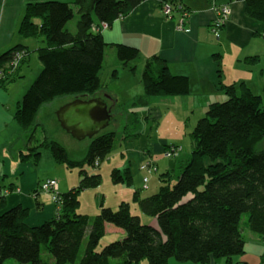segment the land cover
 <instances>
[{"label": "trees", "instance_id": "1", "mask_svg": "<svg viewBox=\"0 0 264 264\" xmlns=\"http://www.w3.org/2000/svg\"><path fill=\"white\" fill-rule=\"evenodd\" d=\"M143 1L47 0L27 4L19 32L41 39L37 52L42 70L15 112L29 148L23 155L38 163L41 149L49 148L56 163L79 169L80 182L60 193L61 204L56 205L53 218L35 226L26 222L29 209L5 207L8 190L0 188V264H113V259H118V264H173L172 258L203 264L226 258L228 264H247L233 261L245 252L241 226L245 215L248 227L264 237V149L256 148L264 141V91L258 94L247 85L241 92L233 84L224 87L227 99L211 103L191 132V153L180 158L175 167L179 165L180 174L175 177L170 169L162 171L161 186L152 195L143 197L140 190L135 191L134 203L151 218L149 223L142 221L140 213L134 214L127 201L116 209L101 202L93 217L79 211L81 194L102 183V175L87 166H101L114 150L116 131L105 129L94 136L81 159L72 158L58 141L37 135V117L45 104L70 95L92 98L103 89L101 71L107 46L116 47L124 67L136 70L133 63L140 57V49L108 43L102 27L127 16ZM242 1L248 16L264 24V0ZM75 17L76 30H72L69 22ZM18 53L20 60L16 59ZM31 53L28 47L17 45L0 55V68L6 74L0 86L18 77ZM259 60V56L248 58V62ZM112 76L118 77L117 69ZM142 81L145 92L131 101L132 105H147L154 95L190 91V79L173 74L158 55L147 60ZM137 116L125 126V132L134 129ZM130 136L124 134V139ZM111 176L115 183H131L133 178L129 169L122 173L114 168ZM109 231L123 237L99 251L100 241ZM44 247L50 258L43 256Z\"/></svg>", "mask_w": 264, "mask_h": 264}, {"label": "crops", "instance_id": "2", "mask_svg": "<svg viewBox=\"0 0 264 264\" xmlns=\"http://www.w3.org/2000/svg\"><path fill=\"white\" fill-rule=\"evenodd\" d=\"M36 1L47 0H0V55L17 45L28 47L32 51L29 56V66L22 67L15 80L0 86V188L8 190L6 208L21 205L29 209L26 222L30 226L42 224L53 218L58 211L53 194L39 190L42 182L47 179H57L61 194L80 182L70 186V184L62 183L56 176L44 177L39 169V162L35 163L33 159H27L23 155V152L27 153L29 148L15 112L23 96L42 70L41 64L39 73L31 82L26 83L23 80L31 66L32 56L34 53L38 54L37 50L42 45V41L40 38L22 36L19 26L27 4ZM170 1L173 0H144L130 14L103 29L108 43L136 46L140 49V57L133 63L136 65L135 71H130L119 62L117 51L112 65L105 67L106 60H104L101 71L104 87L95 97L105 100L111 112L115 109L123 110L129 122L138 115L136 128L142 129V117L147 112L138 111L129 103L144 94L142 73L147 60L155 55L167 62L173 74L184 75L190 79L189 93L183 97L180 96L186 113H206L211 103L226 99L224 87L232 84L236 86L238 92H241L244 85L253 91H264V24L248 16L244 1L174 0L181 2L189 12L185 22L186 29H179L177 26L181 13L175 12L172 18H166L164 15L162 5ZM219 5H228L230 13L218 38L212 31V24L218 17L216 6ZM253 56H259L261 60L249 61V63L248 58ZM115 69L118 71L117 78L112 76ZM104 71L107 73L103 76ZM134 76L138 77L140 82L142 81L137 87ZM124 83L127 84L124 85ZM63 99L64 97L56 101L62 102ZM83 99L87 98L83 97ZM176 100L180 101L179 97ZM149 101L146 111L159 107L156 103L152 107ZM66 103L62 102L60 106ZM127 108L132 111V114L131 112L126 114ZM56 111L52 112V118H57ZM57 121L60 126L58 127L67 132L62 128L58 118ZM44 126V129H47V124ZM22 137L24 140L17 144V139ZM161 141L164 146L177 145V143L167 144L164 138ZM149 147L147 153L153 156V148ZM155 148L159 151V147ZM164 149L162 147L161 152ZM176 166L165 170L174 169ZM99 209L100 204L97 203V213ZM82 213L87 214V212Z\"/></svg>", "mask_w": 264, "mask_h": 264}, {"label": "rangeland", "instance_id": "3", "mask_svg": "<svg viewBox=\"0 0 264 264\" xmlns=\"http://www.w3.org/2000/svg\"><path fill=\"white\" fill-rule=\"evenodd\" d=\"M68 1L73 3L75 0ZM216 8H220V5L216 6ZM77 21L78 17H75L69 22V26L72 28V30H76ZM186 27L187 26L184 23L183 29H186ZM116 51L117 50L115 46L109 45L106 47L105 67L109 66L110 64L112 65L116 56ZM28 66L29 64L25 65V67ZM40 68L41 62L39 59V54L34 53L32 56L31 66L28 69L27 74L23 80L26 83L31 82L39 73ZM106 73L107 72L104 71L102 72V75L104 76ZM134 78L137 87L138 84L142 83V81L140 82V79L136 76H134ZM125 84L127 83H124V85ZM254 92L261 94L260 92L262 91L258 90ZM13 95L15 94L13 93ZM185 95L150 96L149 100L151 101L152 107L155 103L158 104L159 107L156 106V109H153L155 108L153 107L150 110L148 109L147 111L145 110V108L148 104L134 105V107L138 111L142 110L147 112V114L142 117V129L135 127L136 125H138L137 123L134 126V129L130 130L129 132L124 131L125 125L129 123V119L123 113V110L115 109L113 111V119L106 130L116 131L118 134L114 150L101 163V166L97 167V169L93 168L92 166H87L88 170L100 173L102 175V183L100 184V186H98V188L85 190L81 194L79 207L80 212H87V214L93 217L97 214V203L101 204V202H103L106 206L116 209L119 207L122 200H125L127 202H130L132 206V212L134 214L140 213L142 215V221L144 223L150 222L151 218L143 214L138 205L134 203L135 191L140 190L141 195L145 197L148 195H152L159 190V187L161 186L160 173L166 168H171L174 165L176 166L180 158H183L182 160H184L185 157L190 155L193 147L191 132L196 126L199 119L206 115V113L198 114L197 112L186 113V111L183 109L182 100L180 97H183ZM76 97L77 96L73 95L65 96L61 101L63 103L71 100L74 101ZM177 97H179L180 101L176 100ZM226 99H224L223 101H225ZM54 101L45 104L41 108L37 117L39 126L37 129V135H40L41 139H43L45 136H48L51 139L58 141L66 148L72 158L81 159L87 153V150L93 138L86 137L83 139H77L71 136L69 133L64 132L62 129H60L59 123L57 121L58 115L57 118H52V112L57 110L56 112L58 113L64 105L60 106L62 102H59L58 100ZM131 103L129 104L131 105ZM128 112H131L132 114V111L129 108H127L126 114ZM147 115L148 117H146ZM146 119L148 121L147 124ZM134 120H136L135 117L133 121ZM44 124H47V129H44ZM44 130H46L47 133ZM124 134H131L134 137L132 139L129 137L127 139H124ZM163 138L167 140V144H179L178 146L181 147L180 156L175 155L172 157H168L165 155V152L170 149V147H168L167 145H163L164 143L161 141ZM128 139L131 140L129 141ZM22 140H24L23 137L17 139V144H19ZM148 145L152 146L153 148V156H150L149 153H147V149L150 148ZM156 146L159 147V151H157V149L155 148ZM162 147L165 149L161 152ZM256 148L257 150L264 149V141L258 144ZM41 152L42 154L39 160V169L42 171V176H56L57 178H60V181L62 183L70 184V186L80 181L79 169H70L60 164L57 165L54 162L55 160L49 148L43 147L41 149ZM176 152L177 154H179L178 151ZM152 160L154 163H152ZM142 164L147 165L148 169L145 171L140 170V166ZM114 168L120 169L122 173H125L127 169H129L133 176L131 183H115L111 176V172ZM158 168L159 170H157ZM170 171L176 177L180 174L181 170L178 165L175 170L170 169ZM145 176L149 178L146 182L144 181ZM247 220L248 216L245 215L241 224L243 234L246 239L245 252L241 255L235 256L233 258V261L247 262V264H261L264 259V237L259 233L252 231L247 225ZM111 226L114 227L113 225ZM122 237L123 235L120 233L113 231L107 232V234L101 239L98 250L101 251L106 245L113 241L119 240ZM43 256L45 258L51 257V254L45 247L43 248ZM118 261V259H113V264H118ZM171 262L173 264H203L195 262H182L176 260L175 258H172ZM211 264H228V262L226 258H219Z\"/></svg>", "mask_w": 264, "mask_h": 264}, {"label": "water", "instance_id": "4", "mask_svg": "<svg viewBox=\"0 0 264 264\" xmlns=\"http://www.w3.org/2000/svg\"><path fill=\"white\" fill-rule=\"evenodd\" d=\"M58 120L74 138H93L105 130L112 119L111 109L102 98L76 97L57 113Z\"/></svg>", "mask_w": 264, "mask_h": 264}, {"label": "built area", "instance_id": "5", "mask_svg": "<svg viewBox=\"0 0 264 264\" xmlns=\"http://www.w3.org/2000/svg\"><path fill=\"white\" fill-rule=\"evenodd\" d=\"M164 15L166 18H172L174 16L175 12L181 13V19L178 20V28L183 29L184 23L186 22V17L189 15L188 10L184 7L183 4H173L172 2H164L162 5ZM218 12V17L212 24V31L215 33V36L219 38L220 36V30L223 26V24L226 22L228 14L230 13V9L228 6H220V8H216ZM108 25H103L102 30L106 28ZM22 55L20 53L17 54L16 59L18 60L21 58ZM20 60V59H19ZM6 78L5 70L3 68H0V84L1 82ZM170 149H168L165 152V155L168 157H172L175 155H178L176 151L180 152L181 147L176 145H170ZM152 163L153 160H152ZM141 170H147L148 166L145 164H142L140 166ZM144 181H148V178L145 177ZM58 181L55 179H47L40 185V189L43 191L51 192L53 194V200L56 203V205L59 207L61 204V195L59 192V186Z\"/></svg>", "mask_w": 264, "mask_h": 264}]
</instances>
